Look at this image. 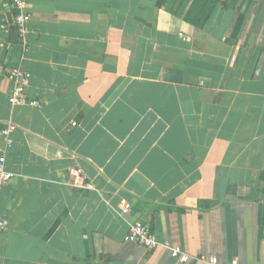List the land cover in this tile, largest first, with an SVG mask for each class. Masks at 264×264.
<instances>
[{"label":"crops","instance_id":"0c3cea01","mask_svg":"<svg viewBox=\"0 0 264 264\" xmlns=\"http://www.w3.org/2000/svg\"><path fill=\"white\" fill-rule=\"evenodd\" d=\"M25 11L23 42L0 29V264H264V0ZM16 66L39 107L9 105ZM136 221L188 261L125 242Z\"/></svg>","mask_w":264,"mask_h":264},{"label":"built area","instance_id":"2783aa9c","mask_svg":"<svg viewBox=\"0 0 264 264\" xmlns=\"http://www.w3.org/2000/svg\"><path fill=\"white\" fill-rule=\"evenodd\" d=\"M9 6L14 14L11 18L3 17L0 20V29L8 34L11 30H14L17 35V40L23 42L26 35V25L29 21V15L25 11L26 0H9ZM7 77L12 83L8 95V103L10 106H40L38 101L29 99L26 95V88L30 80V75L27 72L23 71L20 66H16L8 71ZM71 125L75 126V123H72ZM13 131L14 127L11 125L0 131V136L4 141L3 149L0 152V188L14 177V174L6 168V152L13 143L10 138V134ZM72 176L74 186L79 188L85 186V176L82 174L81 170H73ZM129 213H131V206L129 204H122L121 214L125 216ZM3 227V223L0 222V230L3 229ZM124 241L140 245L146 249H152L157 246L163 247L169 250L171 258L179 263H185L189 259L188 256L182 253L179 249L171 248L167 243L157 241L149 229L140 221H136L129 226ZM195 259L203 264H238L236 261L219 263L215 257L205 258L200 256Z\"/></svg>","mask_w":264,"mask_h":264},{"label":"trees","instance_id":"16d2710c","mask_svg":"<svg viewBox=\"0 0 264 264\" xmlns=\"http://www.w3.org/2000/svg\"><path fill=\"white\" fill-rule=\"evenodd\" d=\"M13 14H14V12L12 11L11 15L9 16V18H11V17L13 16ZM10 36H11V39H12L13 41L17 40V35H16V33H15L14 30H11V32H10Z\"/></svg>","mask_w":264,"mask_h":264}]
</instances>
